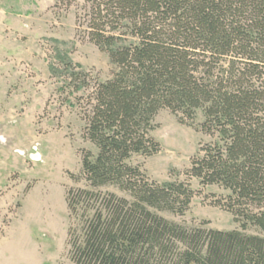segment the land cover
Listing matches in <instances>:
<instances>
[{
    "label": "trees",
    "instance_id": "obj_1",
    "mask_svg": "<svg viewBox=\"0 0 264 264\" xmlns=\"http://www.w3.org/2000/svg\"><path fill=\"white\" fill-rule=\"evenodd\" d=\"M87 1L85 33L115 69L90 86L58 55L73 89H91L83 135L96 148L81 156L87 186L66 193L70 261L264 264V0ZM163 108L182 124L202 112L211 140L185 174L222 189L213 205L238 228L160 214L189 209V180L157 182L128 160L160 150L151 132Z\"/></svg>",
    "mask_w": 264,
    "mask_h": 264
},
{
    "label": "rangeland",
    "instance_id": "obj_2",
    "mask_svg": "<svg viewBox=\"0 0 264 264\" xmlns=\"http://www.w3.org/2000/svg\"><path fill=\"white\" fill-rule=\"evenodd\" d=\"M88 5L0 0V264H75L67 255L65 198L69 188L87 186L81 156L96 148L83 135L91 89H73L58 55L78 64L90 86L115 69L85 33ZM178 116L160 109L151 132L160 150L128 162L157 182L189 180V209L162 216L188 226L207 221L206 227L238 228L230 213L213 205L222 189L185 174L199 146L211 140L199 128L202 112L186 124Z\"/></svg>",
    "mask_w": 264,
    "mask_h": 264
}]
</instances>
